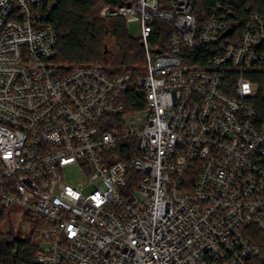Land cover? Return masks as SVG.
<instances>
[{
    "label": "built area",
    "instance_id": "2783aa9c",
    "mask_svg": "<svg viewBox=\"0 0 264 264\" xmlns=\"http://www.w3.org/2000/svg\"><path fill=\"white\" fill-rule=\"evenodd\" d=\"M58 1L0 0V214L31 217L33 264H253L264 122L247 75L264 72L263 17L241 28L236 0L105 7L140 23L146 52L110 75L55 61Z\"/></svg>",
    "mask_w": 264,
    "mask_h": 264
},
{
    "label": "trees",
    "instance_id": "16d2710c",
    "mask_svg": "<svg viewBox=\"0 0 264 264\" xmlns=\"http://www.w3.org/2000/svg\"><path fill=\"white\" fill-rule=\"evenodd\" d=\"M46 6L52 0H41ZM128 0H59L54 9L53 21L57 23L58 45L55 61L65 66L103 64L108 41H113L119 50L121 60L117 65L137 66L146 64V52L140 38H134L127 30L124 18H100L105 7L115 8L127 4ZM214 0H209V5ZM236 19L241 28L252 14L264 19V0H236ZM200 22L210 15V7L202 10ZM202 16V17H201ZM172 28L165 22L156 24L150 39L153 53L166 50ZM123 71L109 70L110 75ZM247 78L256 86L257 95L253 103L257 110L259 122H264V72H251ZM123 159V158H122ZM7 212L0 214V223ZM244 232L250 242L259 248V253L252 259L253 264H264V233L255 225H246ZM17 250L16 255L13 254ZM39 250L31 235L21 239L14 234L0 232V260L3 264H33Z\"/></svg>",
    "mask_w": 264,
    "mask_h": 264
},
{
    "label": "rangeland",
    "instance_id": "374dc122",
    "mask_svg": "<svg viewBox=\"0 0 264 264\" xmlns=\"http://www.w3.org/2000/svg\"><path fill=\"white\" fill-rule=\"evenodd\" d=\"M102 11V10H101ZM100 18L101 12H100ZM104 20H107L108 18H102ZM127 28L129 31V34L134 38H139L141 34V25L138 22H128ZM105 62L103 64H94V65H100L103 66L107 71H129V70H135L137 68H142L144 65H137V66H120L117 65V63L121 60V55L119 53V50L117 49L115 43L113 41H108L107 45V52L104 56ZM71 174H75V171L69 172ZM32 219L29 215L26 213H23L22 210L19 209H12L9 212L6 213L2 225H0V230L4 228V231H0L2 234H14L16 237L24 239L28 237L29 235L34 238L32 228L33 223Z\"/></svg>",
    "mask_w": 264,
    "mask_h": 264
}]
</instances>
